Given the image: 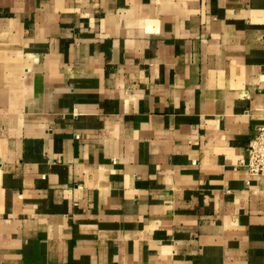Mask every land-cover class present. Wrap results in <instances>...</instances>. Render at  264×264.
<instances>
[{
  "label": "crops",
  "instance_id": "1",
  "mask_svg": "<svg viewBox=\"0 0 264 264\" xmlns=\"http://www.w3.org/2000/svg\"><path fill=\"white\" fill-rule=\"evenodd\" d=\"M264 0H0V264H264Z\"/></svg>",
  "mask_w": 264,
  "mask_h": 264
},
{
  "label": "built area",
  "instance_id": "2",
  "mask_svg": "<svg viewBox=\"0 0 264 264\" xmlns=\"http://www.w3.org/2000/svg\"><path fill=\"white\" fill-rule=\"evenodd\" d=\"M239 166H245L251 175L264 177V124L258 127L256 135L250 140L247 156Z\"/></svg>",
  "mask_w": 264,
  "mask_h": 264
}]
</instances>
